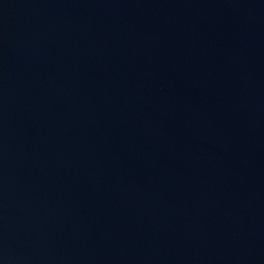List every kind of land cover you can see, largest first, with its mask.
Masks as SVG:
<instances>
[{"label": "water", "instance_id": "obj_1", "mask_svg": "<svg viewBox=\"0 0 264 264\" xmlns=\"http://www.w3.org/2000/svg\"><path fill=\"white\" fill-rule=\"evenodd\" d=\"M0 264H264V0H0Z\"/></svg>", "mask_w": 264, "mask_h": 264}]
</instances>
